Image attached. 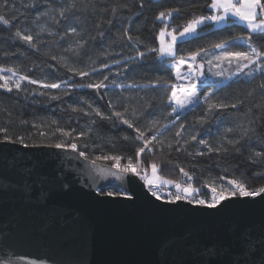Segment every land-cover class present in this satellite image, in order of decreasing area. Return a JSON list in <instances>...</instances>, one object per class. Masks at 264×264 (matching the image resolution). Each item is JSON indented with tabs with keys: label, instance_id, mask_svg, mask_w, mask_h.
<instances>
[{
	"label": "snow or ice",
	"instance_id": "1",
	"mask_svg": "<svg viewBox=\"0 0 264 264\" xmlns=\"http://www.w3.org/2000/svg\"><path fill=\"white\" fill-rule=\"evenodd\" d=\"M138 7L139 10L135 4L130 5L128 0H21L19 6L14 0H0V26L5 27L10 33L6 39L21 41L36 52L41 51L40 45L44 43L41 39L42 34L46 33L53 37L57 46L61 41L72 38L64 51L79 58L86 49L88 41L83 39V30L71 21L79 23L82 19L86 20L89 15L98 17L100 22L95 25V28L98 36L103 38L104 23L109 26L108 31H110L116 22H122L125 12L129 14V20L133 15L141 16L145 7L143 0ZM205 7L210 10V13L193 14L184 23L176 24L175 27L173 24L185 12L184 9L172 7L156 13L154 22L159 21L164 25L160 27L157 36L158 47L146 46V51H140L139 47L144 44V41L138 34H133L130 26L124 27L122 34H118L114 41L122 47L136 50L135 56H126L124 61L118 59L113 61L121 68L117 76L133 71L132 65L138 66L139 63L145 62L150 54H154V58L161 64L165 60L170 61L168 67L172 70L176 82L157 77L144 84L136 81L125 84L110 79L108 75H104L99 80H92L93 73L110 67L107 61L103 62L99 68L94 66V61H91L92 66L89 70L73 66L63 55L60 57L53 55L50 59L57 61L71 73L68 79L78 76L83 80L88 77V83H73L69 87L67 80L59 82L37 80L22 73L16 65L0 66V81H2L0 89L7 93L32 92L34 96L47 97L49 101H62L61 95L50 90L63 91L65 96H70L77 87H80L94 90L103 100L106 89L121 90L118 97L107 98V112L101 107L94 106L93 102L79 101L80 106L70 105L71 112L89 118L88 131L65 130L53 120L51 124L56 125L55 129L51 133L40 130L37 135L41 140L36 142L31 134L29 136L8 135L7 129L0 128V132L5 133L0 138V145L18 146L23 149L50 148L75 154L77 159L87 162L92 171L103 178L111 177L123 183L128 180L129 174L138 177L143 181L147 195L161 205L178 206L183 203L191 206L192 210H204L208 215L216 214L236 200L255 197L264 199V184L253 187L248 183L247 178L241 179L234 175L229 178L221 174L218 177L205 179L198 187L194 172L181 166L182 179H168L159 174L161 163L153 160L145 164L142 159V155L146 153L155 156L157 152H160L170 156L173 151H185L189 156L195 157L215 154L219 158H227L233 154L242 155L247 145L252 153L248 157L249 161L252 164L264 165V133H261L258 127V125H264V39H254L257 36L264 37V0H210ZM32 9H35L34 17L31 15ZM209 24L212 26L239 24L246 29L247 35L235 36L231 40H221L213 43L210 48H200L191 52L187 57L178 55L182 51L178 45L187 42L190 37L198 36ZM30 25L36 26L38 31L33 32ZM49 25H54L56 28L63 27L64 31L62 33L55 31ZM138 31L139 28H137ZM89 39H96V37L90 36ZM103 54L112 55L107 49ZM205 63L209 65V69H219L211 75L220 79L232 81L243 77L246 83L251 84L257 79L260 83L250 89L244 98L237 97L235 101L216 97L217 82L205 84L202 80ZM185 65L187 71H182ZM225 65L227 68L224 67ZM25 81L28 85H35L36 88L24 87ZM202 84L211 88L212 91L201 94ZM134 90L137 93L150 90L163 91L165 95L160 99L168 110L166 115L162 118L155 116L153 101L156 97L149 100L144 96L133 94ZM125 93L129 94L125 95ZM257 95L261 97V101L252 102L249 106L246 102L254 101ZM141 101H143L142 105ZM201 104L204 106V111L194 118L192 125L181 122L189 110L194 111ZM241 108H244L243 119L234 127L224 129L225 136L222 142L212 144L199 137V130H203L211 120H216L217 124L221 125L224 122L222 114L227 115L230 109L239 112ZM96 118L109 122L113 128L123 126L131 130V133L125 131L122 139L134 143L135 158L131 156L126 158L120 154H101L92 157L84 150L88 147L87 143L83 145V148L81 147L80 142L89 138L93 130L92 126L97 125ZM141 120H145L146 123L141 125ZM20 123L29 122L21 120ZM32 127L41 128L42 126L32 122ZM174 128L176 129L175 138H166V134ZM57 133L62 139H53ZM132 133L135 135L133 136ZM192 142L207 151L197 148L193 154L188 150V145ZM253 144L258 145L259 148H254ZM5 150L7 149H0V151ZM125 159L127 162H122ZM224 171L226 172L227 169ZM244 175L241 173V176ZM253 175L264 179V168ZM173 188L175 191H172ZM205 188L208 189V194L203 192ZM97 195L132 202L136 194L134 192L129 194L127 190H116L100 191ZM204 256L205 259L199 264H264V236L257 240L251 230H246L236 237L234 244L220 250H217L215 246L209 247L205 250ZM4 264H12V261H6Z\"/></svg>",
	"mask_w": 264,
	"mask_h": 264
},
{
	"label": "water",
	"instance_id": "2",
	"mask_svg": "<svg viewBox=\"0 0 264 264\" xmlns=\"http://www.w3.org/2000/svg\"><path fill=\"white\" fill-rule=\"evenodd\" d=\"M0 149H7L0 151V264H199L207 248L234 244L246 230L264 236L261 197L208 215L161 205L138 177L103 178L75 154ZM109 189L136 195L132 202L97 195Z\"/></svg>",
	"mask_w": 264,
	"mask_h": 264
},
{
	"label": "trees",
	"instance_id": "3",
	"mask_svg": "<svg viewBox=\"0 0 264 264\" xmlns=\"http://www.w3.org/2000/svg\"><path fill=\"white\" fill-rule=\"evenodd\" d=\"M15 4L19 6L21 0H14ZM141 0H128L130 5L135 4L137 10H139V4ZM145 7L143 8V14L141 16L133 15L131 20L128 19V13L125 12L124 19L118 21L111 27L108 31V25L104 23L103 27L105 29V36L100 38L98 36L95 25L100 22L99 18L96 16L89 15L86 20L82 19L79 23L74 20V23L79 29L83 30V39L87 40L86 49L83 50L81 57L77 58L71 53L64 51L68 47L72 38L68 40L61 41L60 45L57 46L55 39L48 36L46 33L42 34L41 39L44 41L40 45L41 51L36 52L26 44L21 41H13L11 39H6L10 35L9 31L0 26V66H13L16 65L20 68L22 73L27 74L29 77L37 80H48L59 82L60 80H67L68 86L71 87L73 83L81 84L88 83L89 78L85 77L83 80L80 77H72L71 73L67 72L64 67H62L57 61L50 59L51 56L60 57L65 56L67 62L78 68H88L90 70L91 61H94V66L99 68L100 65L107 61L110 65L109 68L102 69L101 72L93 73L92 80L102 79L104 75H108L110 79H115L118 82L130 83L136 81L137 83H148L155 80L157 77H164L167 80L175 81V76L172 70L168 67L170 63L169 60H165L163 64L154 58V54H150L149 58L139 65H132L133 71L127 72L124 75L117 76L116 74L121 71L120 65L114 64V60L124 61L126 56H135L136 50L128 47H122L118 43H114L118 34H122L124 27H131L134 35H139L144 44L139 47L140 51H146V46L158 47L159 42L157 39L160 27L164 25L159 21L154 22V16L161 10H165L172 7H179L184 9L185 12L180 18L176 19L173 27L176 24H181L190 18L193 14H208L209 9L205 7L206 3H210V0H143ZM31 15L35 16V9L31 10ZM53 30L58 32H63L64 28H56L54 25H49ZM32 31H38L36 26L30 25ZM137 28L139 31L137 32ZM247 35L246 29L242 25H224L221 27H213L208 25L203 31L199 33L196 37L188 38L187 42L178 45L181 52L178 55H183L187 57L191 52H195L200 48H210L213 43L220 42L221 40L228 39L231 40L235 36ZM96 37V39H89V37ZM256 40H262L264 37H254ZM107 49L111 56H105L104 50ZM7 53V55H6ZM205 68L209 66L207 63L204 64ZM227 66V65H226ZM31 69V71H29ZM216 70L213 69L211 72H207L204 77L205 84H211L212 82H217L218 91H216V97H222L227 101H235L237 97L244 98L246 93L255 88L260 80L257 79L251 84L244 82V78H237L232 81L220 79L211 75L212 72ZM5 75H8L5 73ZM24 87L29 89L36 88L35 85H28L25 81ZM202 93L212 91L211 88L201 85ZM57 92L63 97L62 101H49L47 97L34 96L32 92L17 94L15 91L13 93H7L6 91L0 89V128L7 129L8 135H24L33 136L36 142H40L41 138L37 135L40 130L47 131L51 133L55 129L56 125H52L53 120L58 122L59 127L65 130L76 129L80 131H88L89 118L84 117L82 114H77L71 112V106H80L79 101L93 102L94 106L101 107L105 112L108 111L107 108V98L109 96L116 98L119 96L121 90L118 88H109L105 90V98L101 100L94 90L88 88L77 87L70 96H65L63 91L50 90ZM129 93H125L127 95ZM133 94H138L139 96H144L151 100L153 97L156 99L153 101L154 113L156 117H163L166 115L167 109L164 107L163 101L160 99L165 95L161 90H150V91H139L138 93L134 90ZM261 97L257 95L254 101L246 102L249 106L252 102H260ZM143 101H141V105ZM204 111V106L201 104L196 107L195 110H189L188 114L181 121L187 125H192L194 118L197 115L202 114ZM244 108H241L239 112L236 110H228L227 115H223V124L218 125L216 120H211L208 125L205 126L203 130H199V137L208 140L212 144L222 142L225 131L224 129L228 127H234L243 119ZM98 123L93 125L92 132L89 138L82 140L81 147L87 143L88 147L84 150L94 157L95 155L101 154H120L124 157L135 158V146L134 143L129 141H124L122 139L125 131L131 133L130 129H126L121 126L118 128H113L109 122L100 121L96 118ZM25 120L29 123L21 124L20 121ZM32 122L41 125V128H33ZM145 120H141L140 124H145ZM51 125V127H49ZM261 133H264V125H258ZM176 129H171L167 134L166 138L174 139ZM195 134V133H193ZM5 133L0 132V138H2ZM134 136L135 133H132ZM187 133L185 136L187 137ZM61 138L59 133L53 139ZM31 142V141H29ZM47 142V141H45ZM254 148H259L258 145L253 144ZM197 148L203 151L202 146L192 142L188 145V150L193 154L196 152ZM251 151L248 149L247 145L243 151L242 155L235 156L234 154L227 158H219L215 154L195 157L189 156L187 152L173 151L170 156L157 152L155 156L150 153L142 155V159L145 164L152 162L153 160L161 163L160 175L165 176V178L178 180L180 177V167H184L190 172H194L197 177L196 186H200L205 179H210L212 177H218L221 174L226 175L231 178L233 175L241 179L247 178L248 183L253 186H259L264 184V179L255 177L253 174L264 168V165L252 164L248 157L251 155ZM219 161V165H218ZM122 162H127L126 159ZM150 169V168H149ZM227 169L225 172L224 170ZM244 173V176H241ZM226 182V181H225ZM117 189L103 190L116 191Z\"/></svg>",
	"mask_w": 264,
	"mask_h": 264
},
{
	"label": "rangeland",
	"instance_id": "4",
	"mask_svg": "<svg viewBox=\"0 0 264 264\" xmlns=\"http://www.w3.org/2000/svg\"><path fill=\"white\" fill-rule=\"evenodd\" d=\"M191 38V37H190ZM208 68H205V66H204V69H203V71H204V75L207 73V72H211L213 69H215L216 71H218L219 69H216V68H211V69H209V66H207ZM225 68H227V66L225 65L224 66ZM182 71H187V66L185 65L184 66V68L182 69ZM0 83H2V81H0ZM107 163H110V162H107ZM150 169H149V173H150ZM159 174H161V173H159ZM163 177H165V176H163Z\"/></svg>",
	"mask_w": 264,
	"mask_h": 264
},
{
	"label": "built area",
	"instance_id": "5",
	"mask_svg": "<svg viewBox=\"0 0 264 264\" xmlns=\"http://www.w3.org/2000/svg\"><path fill=\"white\" fill-rule=\"evenodd\" d=\"M181 179H182V174H180V177H179L178 180H181ZM198 187H199V186H198ZM172 191H175V189L173 188ZM203 192H204L205 194H208V189H207V188L203 189Z\"/></svg>",
	"mask_w": 264,
	"mask_h": 264
},
{
	"label": "crops",
	"instance_id": "6",
	"mask_svg": "<svg viewBox=\"0 0 264 264\" xmlns=\"http://www.w3.org/2000/svg\"><path fill=\"white\" fill-rule=\"evenodd\" d=\"M209 13H210V10H209ZM221 26H224V25H220V26H213V27L217 28V27H221Z\"/></svg>",
	"mask_w": 264,
	"mask_h": 264
}]
</instances>
